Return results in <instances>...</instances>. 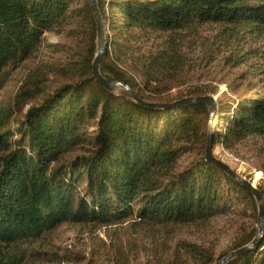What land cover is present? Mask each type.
Listing matches in <instances>:
<instances>
[{
	"label": "trees",
	"instance_id": "trees-1",
	"mask_svg": "<svg viewBox=\"0 0 264 264\" xmlns=\"http://www.w3.org/2000/svg\"><path fill=\"white\" fill-rule=\"evenodd\" d=\"M75 1L0 0V90L41 45L44 33L69 17L89 24L74 83L56 88L38 105L30 103L42 94V87L25 83L12 105L18 110L29 107L15 129L9 127L15 121L10 105L0 107V245L38 240L66 223L110 225L134 215L156 224L194 223L223 212L233 199L255 212L251 193L204 160L206 105L150 109L125 92L111 93L96 83L91 71L95 23L86 0L69 11ZM96 1L109 32L100 73L128 85L145 101L169 89L165 82L186 66L181 31L205 24L245 28L264 46V0ZM145 33L169 36L133 64L123 60L131 51L129 43ZM213 93L192 88L179 99ZM217 105L214 145L232 150L246 139L264 138V90L217 100ZM219 121L222 132L217 131ZM91 127L95 130L90 139ZM187 153L195 154V160L177 171V162ZM259 190L264 195V189ZM255 231L241 236L232 250L248 244ZM184 249L200 264L213 261L194 245ZM228 264H264V238Z\"/></svg>",
	"mask_w": 264,
	"mask_h": 264
},
{
	"label": "rangeland",
	"instance_id": "rangeland-1",
	"mask_svg": "<svg viewBox=\"0 0 264 264\" xmlns=\"http://www.w3.org/2000/svg\"><path fill=\"white\" fill-rule=\"evenodd\" d=\"M82 3L83 0H76L69 11ZM88 33L87 20L69 17L61 27L44 33L34 54L10 73L0 90V107L10 105L15 116V121L9 125L11 129L17 127V120L22 119L29 107L18 110L12 105L14 96L25 83L35 82L42 87V94L30 103L38 105L56 88L77 80ZM168 36L165 33L139 34L129 43L131 51L123 60L133 64L161 47ZM178 39L188 62L176 78L165 82L169 89L157 92V97L153 94L147 101L171 102L192 88L213 90L214 93L208 95L216 100L264 90L261 75L264 46L245 28L205 24L181 31ZM241 58L243 61L236 65ZM135 78L141 81L138 76ZM161 85L155 86L162 89ZM123 93L118 90L115 94L129 97ZM222 127L223 121H219L217 131L222 132ZM94 130V127L88 130L90 139ZM214 155L258 189H264V138L246 139L232 150L216 144ZM195 158L193 153L185 154L177 162L176 170L181 171ZM258 173L260 178L254 182ZM138 206L136 203L134 208ZM256 224L257 207L253 212L235 199L218 215L188 224L150 223L139 221L135 215L110 225L66 223L38 240L0 245V264H200L196 255L185 251V245L210 253L211 264H215L219 257L233 251L235 241L255 229Z\"/></svg>",
	"mask_w": 264,
	"mask_h": 264
},
{
	"label": "water",
	"instance_id": "water-1",
	"mask_svg": "<svg viewBox=\"0 0 264 264\" xmlns=\"http://www.w3.org/2000/svg\"><path fill=\"white\" fill-rule=\"evenodd\" d=\"M86 3L91 11L96 28V40H95L96 53L94 55L91 64L92 77L95 79L96 83H98L106 91L111 93H116L118 90L126 92L129 95V98L133 102H135L136 104L142 107H147L150 109H169V108L194 105V104L206 105L208 109V126H207L205 154H204L205 162L218 168L219 170L224 172L228 177H230L232 180L236 181L237 183L245 187L251 193L255 201L257 207V224L253 239L248 244L227 253L223 258L218 260L215 264H228L231 260L242 255L243 253L257 248L261 244L262 239L264 238V196L252 181L247 180L246 178L241 176L239 173L233 170L228 164H226L225 162H223L214 155V144H213L212 133L214 128V121L216 119L218 112V105L216 98L212 95H203V96L185 97L171 102H150L141 99L137 94V92L132 88H130L128 85L120 81L109 80L103 77L100 73V64L102 57L104 56V54L108 49V45L106 42L107 29L101 19L97 1L86 0Z\"/></svg>",
	"mask_w": 264,
	"mask_h": 264
},
{
	"label": "bare ground",
	"instance_id": "bare-ground-1",
	"mask_svg": "<svg viewBox=\"0 0 264 264\" xmlns=\"http://www.w3.org/2000/svg\"><path fill=\"white\" fill-rule=\"evenodd\" d=\"M260 178V174L258 173L254 179V182L257 181Z\"/></svg>",
	"mask_w": 264,
	"mask_h": 264
}]
</instances>
